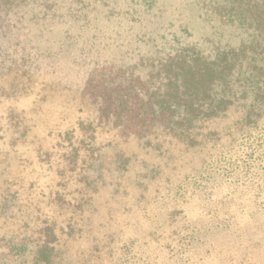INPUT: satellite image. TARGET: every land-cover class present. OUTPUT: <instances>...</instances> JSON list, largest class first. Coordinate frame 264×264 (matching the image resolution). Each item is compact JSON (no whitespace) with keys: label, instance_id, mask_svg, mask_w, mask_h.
Returning <instances> with one entry per match:
<instances>
[{"label":"rangeland","instance_id":"obj_1","mask_svg":"<svg viewBox=\"0 0 264 264\" xmlns=\"http://www.w3.org/2000/svg\"><path fill=\"white\" fill-rule=\"evenodd\" d=\"M50 1L0 33V264H264V140L140 120L165 48L144 0Z\"/></svg>","mask_w":264,"mask_h":264},{"label":"trees","instance_id":"obj_2","mask_svg":"<svg viewBox=\"0 0 264 264\" xmlns=\"http://www.w3.org/2000/svg\"><path fill=\"white\" fill-rule=\"evenodd\" d=\"M9 1L0 0L1 34L10 22L16 28L26 13L27 0ZM163 1L142 4L143 19L157 29L165 48L159 51L163 55L158 65L148 70L150 83L141 95L140 120L148 115L145 120L155 122L161 134L187 141L193 148L209 138L223 141L222 147L228 149L242 140H264V0H192L196 22L185 12H169L160 6ZM77 3L78 8L91 5L85 0ZM49 7L44 9L51 12ZM199 21L202 30L197 34ZM218 124L220 132L214 128Z\"/></svg>","mask_w":264,"mask_h":264}]
</instances>
